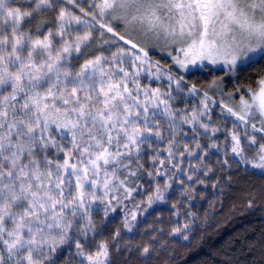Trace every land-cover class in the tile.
<instances>
[{
  "label": "snow or ice",
  "instance_id": "1",
  "mask_svg": "<svg viewBox=\"0 0 264 264\" xmlns=\"http://www.w3.org/2000/svg\"><path fill=\"white\" fill-rule=\"evenodd\" d=\"M241 172L264 181V0H0V264H175ZM162 204L184 223L125 240Z\"/></svg>",
  "mask_w": 264,
  "mask_h": 264
},
{
  "label": "trees",
  "instance_id": "2",
  "mask_svg": "<svg viewBox=\"0 0 264 264\" xmlns=\"http://www.w3.org/2000/svg\"><path fill=\"white\" fill-rule=\"evenodd\" d=\"M154 59H159V56H154ZM260 67V65L253 67L244 75L254 76ZM192 72L196 74L190 76L189 81H199L201 87H206L208 81L223 75L222 70L213 69L210 72L199 70ZM225 87L231 90L232 84L226 83ZM234 180L231 188L216 194L218 202L215 211L212 212V218L207 222L205 214L211 211L209 203L202 200L193 202L192 210L200 218L192 224L190 240L184 241L180 237L169 238L168 251L172 252L175 249L177 253L175 264H250L251 259L258 258L247 252V243L259 242L261 234L264 233V191L260 187L264 181L248 177L243 172L234 177ZM253 187L256 189L254 192L251 191ZM202 191L206 192L209 201L214 198L212 189ZM250 192L256 196V202L251 208L247 207ZM156 217L163 219L164 223L161 226L165 229L174 226L176 219H179L181 224L185 220L183 216L171 217L170 205H156L146 215L138 217V229H134L132 233H123L125 240L130 237L133 243L144 242L148 237L142 233ZM96 218L98 222L101 221L102 214ZM121 220L119 212L112 214L97 242L108 239L112 231L121 225ZM126 255L113 250L112 264H125ZM167 258L166 254H161L148 264H165ZM128 264H140V261L133 256Z\"/></svg>",
  "mask_w": 264,
  "mask_h": 264
},
{
  "label": "rangeland",
  "instance_id": "3",
  "mask_svg": "<svg viewBox=\"0 0 264 264\" xmlns=\"http://www.w3.org/2000/svg\"><path fill=\"white\" fill-rule=\"evenodd\" d=\"M211 69H213V70H215V71H221L222 69H221V66H219V65H217V66H209ZM195 70H198V69H196V68H193L191 71H195ZM144 83H147V81H144ZM153 86H155V84L153 85ZM129 206H131V205H129ZM153 207H155V206H153Z\"/></svg>",
  "mask_w": 264,
  "mask_h": 264
}]
</instances>
